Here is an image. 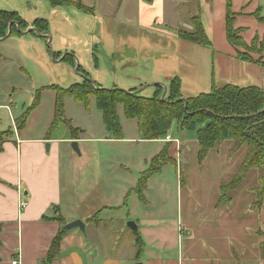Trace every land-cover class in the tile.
<instances>
[{"label": "crops", "instance_id": "1", "mask_svg": "<svg viewBox=\"0 0 264 264\" xmlns=\"http://www.w3.org/2000/svg\"><path fill=\"white\" fill-rule=\"evenodd\" d=\"M73 1H81L93 14L84 13L74 5L50 7L51 10H47L40 4L46 16L36 15L34 19L20 17L30 28L36 20L46 19L49 23L48 35L53 36L55 56L58 53V56L64 52H67L64 56L68 52L72 53V64L77 63V69L83 66L82 70L95 72L93 78L96 81L90 79L101 86L108 89L124 88L126 91L144 88L140 92L142 96L147 94L146 87H152L146 97L155 95L156 86H162L163 78L170 76L166 88L173 78H179L184 98L183 82L187 77L177 74L178 68L187 65L192 71L193 66L198 65L199 56L205 67L212 61L219 75H229L233 67L237 68L235 63H240L246 73H254L255 77L247 74V84L244 86L231 84L253 86L264 92V66L243 60L238 55L248 54L264 64V54L260 53L256 58V53L247 51L256 39L261 42L264 38V0H230L234 29L239 31L238 37L244 44L242 47L234 46L227 37L228 0ZM14 2L18 3V0ZM21 2L24 3V0ZM3 3L0 0V4ZM35 4L39 5V2ZM13 8L19 15L30 17L32 13ZM195 18L202 23L211 47L180 37L181 31H195ZM151 35L161 39H165V36L179 39V46L175 49L166 43H155L150 39ZM16 37L19 38L17 42L25 58L34 60L33 56H36V53L26 50L28 43L37 46L47 57L51 56L44 50L48 40L31 34ZM32 40L35 42H30ZM257 47L260 50V45ZM86 54L92 55V58ZM75 55L80 58L81 66L75 60ZM171 55L177 56L179 67H176ZM21 69L26 72L24 67ZM121 71H126V74H121ZM213 75L216 76V73ZM214 87L217 86L214 84ZM13 97L5 92L4 99L0 100V111L4 112L0 114V137L4 136L3 151L0 153V264H12L15 259L20 264H264V194L257 210L256 227L250 229L251 233H255L252 241L244 238V221L233 219L230 223L228 216L221 215L222 205L230 208V199L215 202L212 216H218L214 219L208 216L202 224L197 222V217L193 219V239H184L178 234L182 221L175 228L173 237L152 236L151 230L159 227V221L152 218L135 220L139 234L128 228L134 235L130 240L101 243L99 233L104 232L102 227L105 228L107 222H112L109 216L116 213L113 212L115 208L103 207L99 210L98 220L92 221V215H70L68 207L74 206V202L65 200L63 191V157H73L75 152L71 143L76 141L80 144L86 136L85 131L77 140L73 139L70 131L63 138L35 136L28 133L27 126L23 132H18L15 121L24 112L19 115L13 112ZM7 98L12 99L6 103L4 100ZM118 114L120 119L124 117L122 106H119ZM133 122L138 131L137 121ZM103 127L106 129L104 124ZM142 141L166 143L165 137L157 141ZM148 168L149 162H146V167L139 169L140 174L143 175ZM129 189L135 190L133 186L122 188L119 199H124ZM144 198L147 199L145 193ZM221 198L222 193L219 196ZM21 202L27 203L23 211L19 209ZM77 220L85 224L84 232L79 228L65 230L67 224ZM232 230L241 234L236 237L231 233ZM156 231L165 232L160 228ZM60 233L63 235L59 246L53 248Z\"/></svg>", "mask_w": 264, "mask_h": 264}, {"label": "rangeland", "instance_id": "2", "mask_svg": "<svg viewBox=\"0 0 264 264\" xmlns=\"http://www.w3.org/2000/svg\"><path fill=\"white\" fill-rule=\"evenodd\" d=\"M2 1L4 3L0 4V11L16 12L17 10L13 7L31 11L30 17L20 15L24 19H34L36 15L46 16L47 14L42 11L40 4H43L42 6H45L47 10H51V6L42 0H24V3L21 0H18V3H15L14 0ZM35 2H39V5ZM49 36L51 37L50 47L48 43H45L44 50L49 56L51 54L50 57L44 55L41 49L33 44L28 43L26 45L28 52L36 53V56H33L34 60L25 58L20 52L21 45L17 42L18 37L11 36L0 41V56L2 57L0 59V100L4 99L5 92L7 95H13V99L7 98L4 101L8 103L12 99L13 112L16 115L34 106L36 96L42 90L50 86L69 89L72 85L84 81L83 74L77 72V63L73 65L70 59L61 60L67 52L59 56L58 53L55 61L53 60L51 52L55 53L56 51L53 47V36L52 34ZM150 39L155 43L169 44L175 49L178 48L180 42L179 39H169L166 36L165 39H161L157 38L156 35H151ZM30 42H35V40ZM91 50L94 52L93 49ZM247 51L252 52V54L256 53V58L260 53L264 54L258 47H251ZM68 54L72 53L68 52ZM187 54L189 56L188 52ZM86 56L92 58L90 54H86ZM75 58L81 66L80 58L76 55ZM170 58L173 59L176 67H179L176 61L177 56L171 55ZM201 61L198 56V65L193 66L192 71L187 65L178 68L177 74L187 77L183 82L184 98L208 94L212 91L214 84L219 88L231 83L242 86L247 84L245 79L250 73L248 71L246 73L240 63H235L237 68L233 67L229 75H219L212 61L207 67ZM72 66L75 67L72 68ZM22 67L26 69V72L21 69ZM127 68L130 67L127 66ZM82 71L94 80L95 72ZM214 73L216 76L213 75ZM121 74H126V71H121ZM214 76L215 79L213 80ZM249 76L255 77L254 73ZM169 77L163 78L162 85H168ZM101 87L108 89L104 86ZM118 89L125 90L124 88ZM151 89L152 87H146V93L149 94ZM153 96L152 94L146 97ZM0 114H4V112L1 113L0 111ZM54 119L55 92L45 91L40 96L39 106L30 114L26 130L35 136L53 138L68 136L69 129L67 126L61 123V125L54 127ZM65 119L70 120L69 123L74 129L85 131L86 135L80 144L78 142L81 155L73 153L72 158L65 155L62 161L65 200L74 202V206H69L68 211L70 215L77 213L83 216L92 215V221L98 220L99 210L103 207L115 208L113 212L116 213L114 215L109 214V220L112 222L104 223L106 225L105 228L102 227L104 232L99 233L98 236L100 242L104 244L110 240L120 241L121 239L126 241L134 238L133 233L126 226L127 222L144 221L152 218L159 221V227L155 228L156 230L159 228L165 230L163 234L151 230L152 236L173 237L175 228L182 221V228L178 234L181 238L193 239V219L197 217V222L202 224L208 219V216L213 219L218 216L217 214L212 216V214L215 202L221 201L219 199L220 186L232 182L247 153V148L244 147L236 154H231L234 144L228 141L219 148L212 150L205 162L200 163L197 158L199 150L198 132L202 126L197 125L194 130L183 131L178 122L172 125L165 137L166 143L142 141L141 135L138 134L139 130L135 129L136 123L127 122L123 116H121V125L124 128L122 127L121 138L116 139L107 131H105L104 136L106 129L103 127V115L97 109L93 98L87 109L68 97L65 100ZM10 130L13 131V129ZM162 141L164 142V140ZM176 141L181 142V145ZM166 154L173 158L175 163L171 162L163 166L160 173L154 174L149 179L148 189L142 190V194L137 192L142 179L139 169L145 168L146 162H149V170L151 162L156 156L163 158L166 157ZM263 177L264 170L250 171L247 178L235 190L227 193L232 201L230 208L227 209L222 205L221 215L228 216L230 223L233 219L244 221L246 228L244 238L251 241L255 238V233H251L250 229L256 227L257 210L259 209L258 196L251 191L258 186ZM132 186L135 190L129 189L126 197L119 199L121 189ZM144 193L147 199L144 198ZM142 196L143 198H141ZM121 223H124L122 228ZM232 232L236 237L237 234H241L237 230H232ZM203 233L206 234L205 231Z\"/></svg>", "mask_w": 264, "mask_h": 264}, {"label": "trees", "instance_id": "3", "mask_svg": "<svg viewBox=\"0 0 264 264\" xmlns=\"http://www.w3.org/2000/svg\"><path fill=\"white\" fill-rule=\"evenodd\" d=\"M51 7L76 6L84 13L93 14L92 10L85 8L81 1L75 3L73 0H44ZM227 37L234 46H243L239 39V31L234 29L233 14L231 12L230 0L227 6ZM12 24V35L21 36L18 27L22 31L30 28L17 12L0 11V39L8 33ZM195 31L188 33L181 31L180 37L184 40L210 46L203 25L198 18L194 19ZM31 28L37 29L42 35H48L49 23L47 20L38 19ZM29 34L36 35L30 31ZM260 45V51L264 52V38L261 42L256 39L252 47ZM245 47V46H244ZM239 57L253 64L263 65L260 61H255L250 55L239 53ZM57 57V55H56ZM0 58H2L0 56ZM70 59L73 62L74 56L67 54L63 60ZM78 72L83 74L84 81L81 84L72 85L69 89L59 86H50L36 96L34 106L29 107L23 115L15 121L18 132L23 131L30 117L31 112L39 106V100L45 91L55 92V119L54 127L65 124L73 139H79L82 131L74 129L65 119V100L69 97L77 104L90 106L91 99L96 102L97 109L103 115V123L109 134L116 139L122 135L121 119L118 114L119 106H122L124 117L127 121H137L139 134L143 140L157 141L167 136L172 125L178 122L181 130H194L197 125L202 128L198 132V153L197 158L203 163L212 150L219 148L223 143L231 141L234 147L231 154H236L242 148H247L246 157L234 179L230 184L221 188V201L230 200L227 193L235 190L244 180L250 171L264 170V92L263 90L248 86L239 87L228 84L222 88L214 87L208 94H199L194 97L180 101L183 98L181 92V80L173 78L167 88L165 99H162L164 88L156 86V94L152 98H147L137 91H126L121 89H106L89 78V76L78 68ZM3 137H0V153L3 151ZM175 163L168 154L161 158L156 156L150 169L142 175L138 187L139 192H143L147 187L149 179L168 163ZM252 192L258 196L259 205L264 194V177ZM63 233H60L53 243V248L59 246Z\"/></svg>", "mask_w": 264, "mask_h": 264}, {"label": "water", "instance_id": "4", "mask_svg": "<svg viewBox=\"0 0 264 264\" xmlns=\"http://www.w3.org/2000/svg\"><path fill=\"white\" fill-rule=\"evenodd\" d=\"M18 29H19V31H20V33H21L22 35H27V34H29L30 31L34 32L38 37H40V38H44V39L48 40V45H49V47H50L51 37H50L49 35H42V34H41L37 29H35V28H29V29L26 30V31H22V30L20 29V27H18ZM11 35H12V24L9 26L8 33L6 34V36H5L4 38H1L0 41H3V40L8 39L9 37H11ZM51 53H52V58H53V60L55 61L56 56H55V54H54L53 52H51ZM64 58H65V56H63L61 60H63ZM77 70H78V69H77ZM162 87L164 88V92H163V95H162V99L164 100L165 97H166V94H167V88H166V86H164V85H162ZM143 89H144V88H143ZM143 89L137 91V93H138V92H142ZM180 101H184V102L186 103V99H184V98L180 99L179 102H180ZM71 148L73 149V151H74L76 154L80 155V150H79V144H78V142H76V141L72 142V143H71ZM75 228H79L82 232H84V231H85V224H84L82 221L77 220V221L71 222V223H69V224H67V225L65 226V230H71V229H75ZM127 228H129L130 230H132L134 233L139 234V227H138V225H137L135 222H129V223L127 224Z\"/></svg>", "mask_w": 264, "mask_h": 264}, {"label": "built area", "instance_id": "5", "mask_svg": "<svg viewBox=\"0 0 264 264\" xmlns=\"http://www.w3.org/2000/svg\"><path fill=\"white\" fill-rule=\"evenodd\" d=\"M27 207V203L21 202L19 204L20 211H23ZM12 264H20V261L18 259L13 260Z\"/></svg>", "mask_w": 264, "mask_h": 264}]
</instances>
